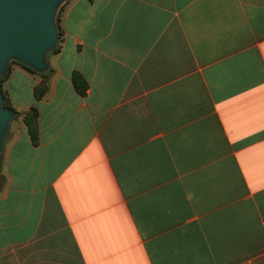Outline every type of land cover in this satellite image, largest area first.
Masks as SVG:
<instances>
[{"label": "crops", "instance_id": "1", "mask_svg": "<svg viewBox=\"0 0 264 264\" xmlns=\"http://www.w3.org/2000/svg\"><path fill=\"white\" fill-rule=\"evenodd\" d=\"M60 28L2 85L0 264H264V0H69Z\"/></svg>", "mask_w": 264, "mask_h": 264}, {"label": "water", "instance_id": "2", "mask_svg": "<svg viewBox=\"0 0 264 264\" xmlns=\"http://www.w3.org/2000/svg\"><path fill=\"white\" fill-rule=\"evenodd\" d=\"M69 0H0V78L12 62L39 75L49 71L48 55L60 44L58 17ZM16 114L4 106L0 84V152Z\"/></svg>", "mask_w": 264, "mask_h": 264}, {"label": "trees", "instance_id": "3", "mask_svg": "<svg viewBox=\"0 0 264 264\" xmlns=\"http://www.w3.org/2000/svg\"><path fill=\"white\" fill-rule=\"evenodd\" d=\"M64 8V7H63ZM63 8L61 9V11L63 10ZM61 13V12H60ZM58 24H59V28H60V14H59V17H58ZM60 36L62 37V30L60 28ZM61 40V39H60ZM59 47H57V49L53 52V53H56L59 51ZM51 53V54H53ZM49 54V55H51ZM48 55V56H49ZM12 64H18L16 62H12ZM21 65V64H19ZM22 67H24L26 70L34 73V74H37L35 73L33 70H31L30 68L24 66V65H21ZM42 77H46L47 76V73L46 74H43L41 75ZM8 75L3 77V78H0V84L3 85V83L5 82V80L7 79ZM73 82H74V86L76 88V90L82 95H86V92H87V84L86 82L83 80V78L78 75V74H75L74 77H73ZM47 90H48V85H47V81L46 80H43L35 89V97L37 100H42L44 98V96L46 95L47 93ZM4 92V91H3ZM4 106L5 108H9V109H12L16 116H19V114L13 109L12 105H11V102H10V99L8 98V96L6 95V93L4 92ZM38 117H39V112L36 108H34L30 114L26 115L25 118H24V121L28 127V130L30 132V134L32 135L33 137V141L34 143L36 144L37 143V140H38Z\"/></svg>", "mask_w": 264, "mask_h": 264}]
</instances>
